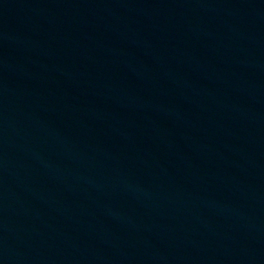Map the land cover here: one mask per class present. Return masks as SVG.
I'll return each instance as SVG.
<instances>
[{
    "label": "water",
    "instance_id": "1",
    "mask_svg": "<svg viewBox=\"0 0 264 264\" xmlns=\"http://www.w3.org/2000/svg\"><path fill=\"white\" fill-rule=\"evenodd\" d=\"M0 264H264V0H0Z\"/></svg>",
    "mask_w": 264,
    "mask_h": 264
}]
</instances>
